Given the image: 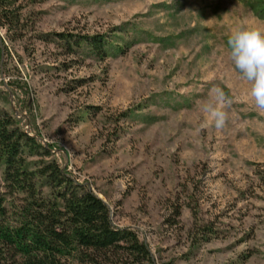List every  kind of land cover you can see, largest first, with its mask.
Masks as SVG:
<instances>
[{
	"label": "rangeland",
	"instance_id": "374dc122",
	"mask_svg": "<svg viewBox=\"0 0 264 264\" xmlns=\"http://www.w3.org/2000/svg\"><path fill=\"white\" fill-rule=\"evenodd\" d=\"M253 4L0 0V110L51 148H25L29 167L56 159L157 264H264V115L227 54L236 24L264 28ZM60 34L103 35L106 54L70 52ZM213 84L233 98L230 120L197 131ZM25 198L5 194L9 220Z\"/></svg>",
	"mask_w": 264,
	"mask_h": 264
},
{
	"label": "trees",
	"instance_id": "16d2710c",
	"mask_svg": "<svg viewBox=\"0 0 264 264\" xmlns=\"http://www.w3.org/2000/svg\"><path fill=\"white\" fill-rule=\"evenodd\" d=\"M264 19V0H254ZM5 21L0 17V26ZM70 50L85 46L104 56L103 35L63 36ZM1 43V38H0ZM50 157L8 112L0 110V159L5 165L0 192V264H157L148 244L130 227H118L109 206L85 182L77 181L56 159L29 167L26 149ZM43 188H47L46 193ZM24 193L16 219L9 220L5 194Z\"/></svg>",
	"mask_w": 264,
	"mask_h": 264
},
{
	"label": "clouds",
	"instance_id": "9594fccd",
	"mask_svg": "<svg viewBox=\"0 0 264 264\" xmlns=\"http://www.w3.org/2000/svg\"><path fill=\"white\" fill-rule=\"evenodd\" d=\"M228 59L237 78L247 83V95L253 108L264 115V28L240 22L227 38ZM233 98L219 84H213L207 96L197 101L203 122L197 131L214 127L223 131L230 120Z\"/></svg>",
	"mask_w": 264,
	"mask_h": 264
}]
</instances>
